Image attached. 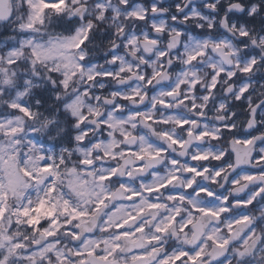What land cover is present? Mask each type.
Listing matches in <instances>:
<instances>
[{
    "label": "snow or ice",
    "instance_id": "6c2138e0",
    "mask_svg": "<svg viewBox=\"0 0 264 264\" xmlns=\"http://www.w3.org/2000/svg\"><path fill=\"white\" fill-rule=\"evenodd\" d=\"M0 33V264H264V0H0Z\"/></svg>",
    "mask_w": 264,
    "mask_h": 264
},
{
    "label": "trees",
    "instance_id": "16d2710c",
    "mask_svg": "<svg viewBox=\"0 0 264 264\" xmlns=\"http://www.w3.org/2000/svg\"><path fill=\"white\" fill-rule=\"evenodd\" d=\"M6 35H8V33H2L0 37L4 38Z\"/></svg>",
    "mask_w": 264,
    "mask_h": 264
},
{
    "label": "rangeland",
    "instance_id": "374dc122",
    "mask_svg": "<svg viewBox=\"0 0 264 264\" xmlns=\"http://www.w3.org/2000/svg\"><path fill=\"white\" fill-rule=\"evenodd\" d=\"M2 33H0V35H1ZM2 39H4V38H2V37H0V40H2Z\"/></svg>",
    "mask_w": 264,
    "mask_h": 264
}]
</instances>
